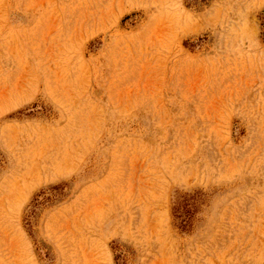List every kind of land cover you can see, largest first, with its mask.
Here are the masks:
<instances>
[{"label": "rangeland", "instance_id": "rangeland-1", "mask_svg": "<svg viewBox=\"0 0 264 264\" xmlns=\"http://www.w3.org/2000/svg\"><path fill=\"white\" fill-rule=\"evenodd\" d=\"M0 264H264V0H0Z\"/></svg>", "mask_w": 264, "mask_h": 264}]
</instances>
